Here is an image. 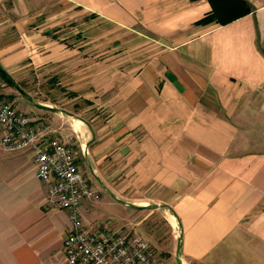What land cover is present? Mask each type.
I'll return each instance as SVG.
<instances>
[{"label": "crops", "instance_id": "0c3cea01", "mask_svg": "<svg viewBox=\"0 0 264 264\" xmlns=\"http://www.w3.org/2000/svg\"><path fill=\"white\" fill-rule=\"evenodd\" d=\"M246 1L219 24L207 0H0L2 94L73 137L100 195L85 226L158 264H264V0ZM47 189L32 151L0 148V264H65Z\"/></svg>", "mask_w": 264, "mask_h": 264}, {"label": "built area", "instance_id": "2783aa9c", "mask_svg": "<svg viewBox=\"0 0 264 264\" xmlns=\"http://www.w3.org/2000/svg\"><path fill=\"white\" fill-rule=\"evenodd\" d=\"M5 86L0 75V148L32 151L36 175L48 184L46 203L67 211L65 264H158L155 251L142 236L85 226L84 216L100 195L78 167L73 137L48 138L49 125L15 107L2 94Z\"/></svg>", "mask_w": 264, "mask_h": 264}, {"label": "trees", "instance_id": "16d2710c", "mask_svg": "<svg viewBox=\"0 0 264 264\" xmlns=\"http://www.w3.org/2000/svg\"><path fill=\"white\" fill-rule=\"evenodd\" d=\"M210 4V11L199 20V23L215 21L219 24H227L240 18L253 10V6L246 0H207ZM0 75L8 84L13 81L0 68Z\"/></svg>", "mask_w": 264, "mask_h": 264}, {"label": "rangeland", "instance_id": "374dc122", "mask_svg": "<svg viewBox=\"0 0 264 264\" xmlns=\"http://www.w3.org/2000/svg\"><path fill=\"white\" fill-rule=\"evenodd\" d=\"M13 105H15L14 103H12Z\"/></svg>", "mask_w": 264, "mask_h": 264}]
</instances>
